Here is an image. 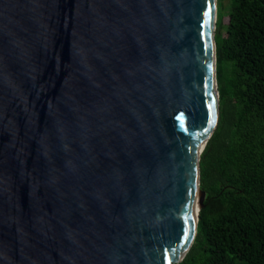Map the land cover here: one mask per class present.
<instances>
[{"label":"water","instance_id":"obj_1","mask_svg":"<svg viewBox=\"0 0 264 264\" xmlns=\"http://www.w3.org/2000/svg\"><path fill=\"white\" fill-rule=\"evenodd\" d=\"M217 9L0 0V264L184 260L220 114Z\"/></svg>","mask_w":264,"mask_h":264},{"label":"trees","instance_id":"obj_2","mask_svg":"<svg viewBox=\"0 0 264 264\" xmlns=\"http://www.w3.org/2000/svg\"><path fill=\"white\" fill-rule=\"evenodd\" d=\"M220 4L219 121L200 159L197 234L178 264H264V0H232L227 24Z\"/></svg>","mask_w":264,"mask_h":264},{"label":"rangeland","instance_id":"obj_3","mask_svg":"<svg viewBox=\"0 0 264 264\" xmlns=\"http://www.w3.org/2000/svg\"><path fill=\"white\" fill-rule=\"evenodd\" d=\"M223 1V4H220V9L219 11L222 12V14L224 15L223 17V23L224 24H227L228 23V14H229V11L232 7V0H222ZM217 12H218V9H217ZM226 35V32L224 30V36ZM226 71V66H225V69H224V72ZM228 71H229V74H230V67H228Z\"/></svg>","mask_w":264,"mask_h":264},{"label":"bare ground","instance_id":"obj_4","mask_svg":"<svg viewBox=\"0 0 264 264\" xmlns=\"http://www.w3.org/2000/svg\"><path fill=\"white\" fill-rule=\"evenodd\" d=\"M205 145V144H204ZM204 147V146H203ZM199 200H200V196H199V199H198V206H197V210L199 209Z\"/></svg>","mask_w":264,"mask_h":264}]
</instances>
